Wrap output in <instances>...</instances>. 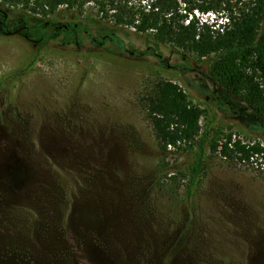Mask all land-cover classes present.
Returning a JSON list of instances; mask_svg holds the SVG:
<instances>
[{
    "label": "rangeland",
    "instance_id": "374dc122",
    "mask_svg": "<svg viewBox=\"0 0 264 264\" xmlns=\"http://www.w3.org/2000/svg\"><path fill=\"white\" fill-rule=\"evenodd\" d=\"M76 1L55 16L92 20L93 36L110 26L95 4ZM131 32L103 49L85 41L38 53L0 36V264H264L259 161L231 163L207 148L189 198L185 181L161 186L139 100L159 80L178 85L216 142L230 134L264 148V122L211 84L208 60ZM195 151H172L171 171Z\"/></svg>",
    "mask_w": 264,
    "mask_h": 264
},
{
    "label": "trees",
    "instance_id": "16d2710c",
    "mask_svg": "<svg viewBox=\"0 0 264 264\" xmlns=\"http://www.w3.org/2000/svg\"><path fill=\"white\" fill-rule=\"evenodd\" d=\"M76 2L0 0V36L21 37L38 53L50 44L79 50L85 41L91 49H103L112 40L119 44V33L125 35L127 30L136 35L152 33L156 44H167L180 56L192 54L208 60L211 84L242 103L248 110L242 115L264 122V0H146L140 10L128 5L129 0H86L110 24L95 36L87 29L92 20L61 22L55 16L58 6L73 8ZM193 12L212 14L213 19L200 22ZM139 101L156 143L161 186L185 181L189 198L205 169L207 148L227 162L259 161L264 170V148L259 143L245 144L230 134L216 142L201 133V111L178 85L159 80ZM185 146L196 150L191 163L171 171L167 156Z\"/></svg>",
    "mask_w": 264,
    "mask_h": 264
},
{
    "label": "built area",
    "instance_id": "2783aa9c",
    "mask_svg": "<svg viewBox=\"0 0 264 264\" xmlns=\"http://www.w3.org/2000/svg\"><path fill=\"white\" fill-rule=\"evenodd\" d=\"M208 15V14H207Z\"/></svg>",
    "mask_w": 264,
    "mask_h": 264
}]
</instances>
